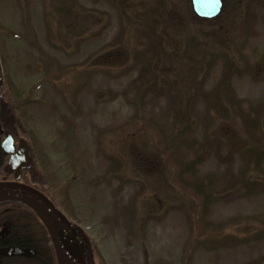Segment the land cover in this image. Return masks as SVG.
Returning <instances> with one entry per match:
<instances>
[{
	"label": "rangeland",
	"instance_id": "1",
	"mask_svg": "<svg viewBox=\"0 0 264 264\" xmlns=\"http://www.w3.org/2000/svg\"><path fill=\"white\" fill-rule=\"evenodd\" d=\"M0 71L93 264H264V0H0Z\"/></svg>",
	"mask_w": 264,
	"mask_h": 264
},
{
	"label": "trees",
	"instance_id": "2",
	"mask_svg": "<svg viewBox=\"0 0 264 264\" xmlns=\"http://www.w3.org/2000/svg\"><path fill=\"white\" fill-rule=\"evenodd\" d=\"M2 78L0 91V125L5 132L14 139L24 140L29 148V141L24 132H19L15 125H21L20 115L23 114L25 105H17ZM8 118V121L6 120ZM6 156L0 147V181L6 176L7 180H14L11 175L4 172ZM197 163H190L187 170H191ZM19 182L27 184L43 193L52 203L48 192L40 181V175L34 170V166L23 170L18 179ZM70 224V223H69ZM71 225V224H70ZM8 229L7 234L0 240V245L7 247L29 248L35 252L27 257L22 255H11L0 257L2 264H58L51 239L46 228L34 211L22 202L14 200L0 201V227ZM72 227L76 241L84 256L85 264H93L92 259L96 257L95 248L85 238L83 232ZM88 246V250H87Z\"/></svg>",
	"mask_w": 264,
	"mask_h": 264
},
{
	"label": "water",
	"instance_id": "3",
	"mask_svg": "<svg viewBox=\"0 0 264 264\" xmlns=\"http://www.w3.org/2000/svg\"><path fill=\"white\" fill-rule=\"evenodd\" d=\"M193 13L201 19L217 17L223 8V0H190ZM0 71V91L2 84ZM6 120H8L6 118ZM1 133V128H0ZM2 151L9 155L3 170L13 174V181H0V201H19L31 208L46 228L51 239L58 264H85L84 256L76 241L69 222L55 208L54 204L37 189L18 181L21 170L29 169L30 160L25 153V141L19 140V149L15 150L14 139L6 134L0 142ZM7 229L0 230V240ZM35 251L29 248L5 247L0 248V255L31 256Z\"/></svg>",
	"mask_w": 264,
	"mask_h": 264
},
{
	"label": "flooded vegetation",
	"instance_id": "4",
	"mask_svg": "<svg viewBox=\"0 0 264 264\" xmlns=\"http://www.w3.org/2000/svg\"><path fill=\"white\" fill-rule=\"evenodd\" d=\"M0 128H1V133H0V142H1V140L5 137V135H6V134H9V133L5 132L4 129H2L1 125H0ZM9 135H10V134H9ZM10 136H11V135H10ZM11 137H12V136H11ZM12 138H13V137H12ZM13 139H14V138H13ZM14 145H15V150L18 151V149H19V140L16 141V139H14ZM25 153L27 154V156H28V158H29V160H30L31 166H32L31 155H30V153L28 152L27 146L25 147ZM4 154H5V153H4ZM5 156H6V162H7L9 155L5 154ZM31 166H30V167H31ZM23 170H24V169H23ZM23 170H21L20 173H22ZM7 174H8V175H11V176L13 177V179H14V175H13V174H9V173H7ZM2 181H13V180H7V179H6V176H3V177H2ZM3 228H6V227L1 226V227H0V230L3 229ZM6 229H7V228H6ZM7 231H8V229H7ZM6 234H7V233H6ZM6 234H5V235H6ZM5 235H4V236H5ZM4 236H3V237H4ZM2 239H3V238H2ZM5 247H7V246H2V245H0V248H5ZM0 257H4V256L0 255ZM0 264H2L1 260H0Z\"/></svg>",
	"mask_w": 264,
	"mask_h": 264
}]
</instances>
